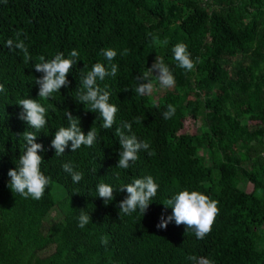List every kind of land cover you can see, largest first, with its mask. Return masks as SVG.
I'll use <instances>...</instances> for the list:
<instances>
[{
  "label": "trees",
  "instance_id": "16d2710c",
  "mask_svg": "<svg viewBox=\"0 0 264 264\" xmlns=\"http://www.w3.org/2000/svg\"><path fill=\"white\" fill-rule=\"evenodd\" d=\"M17 31L32 57L27 64L20 50L6 46ZM153 37L169 43L162 46ZM180 42L198 58L192 71L173 59ZM73 48L80 59L68 87L39 98L38 57L67 56ZM108 48L118 53L112 61L118 72L99 83L119 111L116 125L105 130L99 113L75 97L81 73L96 62L107 65L100 53ZM161 57L175 86L158 98L154 92L140 96L137 77ZM0 83L6 90L0 92V264H192L190 255L215 264H264V0H0ZM28 97L50 106L48 124L36 139L46 149L39 153L41 170L51 177L40 200L14 193L7 175L25 151L23 132L35 131L19 119L17 102ZM168 104L176 114L166 120ZM66 110L80 118L85 134L95 127L98 139L75 152L69 142L56 156L51 140L68 126ZM137 116L142 123H134ZM190 119H202L195 132L186 130ZM124 121L133 122V132L155 152L141 151L126 170L116 167L121 146L115 128ZM64 163L84 173L79 183ZM147 175L159 189L144 215L120 214L126 190L114 192L108 203L98 196L100 182L118 187ZM53 184L62 188L61 198ZM250 184L252 190L245 189ZM184 188L219 201L220 213L204 239L175 221L156 227L162 213L172 212L163 202ZM53 211L59 220H50ZM81 211L91 216L84 228L78 227Z\"/></svg>",
  "mask_w": 264,
  "mask_h": 264
},
{
  "label": "clouds",
  "instance_id": "9594fccd",
  "mask_svg": "<svg viewBox=\"0 0 264 264\" xmlns=\"http://www.w3.org/2000/svg\"><path fill=\"white\" fill-rule=\"evenodd\" d=\"M6 3V0H4ZM22 33H15V40L8 39L6 46L9 49H18L23 53L24 62L27 64L32 60L29 48L24 39H21ZM26 36V34H25ZM154 43L166 46L169 41L164 39L160 41L157 37H153ZM173 59L177 67L185 71H192L196 66L198 58L194 60L188 45L180 42L172 48ZM117 51L113 48L102 49V55L108 62L107 65L102 62H96L92 65L91 70L86 73H81V88L75 97L78 102H83L87 106V110L98 112L102 118L101 127L105 130L112 129L116 125V114L119 108L116 104L110 102V92L107 86L101 87L99 82H103L106 77H115L118 72V65L112 63L117 56ZM123 55L128 54V49L123 50ZM80 59V53L73 48L67 56L63 52H57L51 59H46L44 55L38 57V62L34 64L37 72L43 73L42 76L35 78V83L39 85L38 97L48 99L55 92H60L61 87H68L70 81L68 74L73 66ZM154 71L156 81L163 89H170L175 86L176 80L173 71L164 59L156 58L148 70L137 77L139 81L135 88V92L140 96L151 95L155 90V85L151 79ZM143 81V82H142ZM5 86L0 83V92H5ZM17 104L22 107L19 114V119L26 121L35 131H24L23 136L26 141V148L22 155L19 156V162L15 168L9 169L7 175L10 177L9 187L14 193H18L24 198L31 197L34 200H40L46 189L51 184V177L46 175L41 170V165L44 161L40 152L46 151L42 143H37V133L46 127L48 124V111L39 100L33 98L20 99ZM153 106L159 107V104L153 100ZM176 114V107L173 104H168L166 111L163 112L164 119H171ZM65 116L68 121V126H61L55 131L54 138L51 140V147L55 149V155L61 156L65 153V149L71 142V152L80 149L81 146L93 147L98 139V132L95 127H92L85 134L80 126V118L75 117L66 110ZM132 123L124 121L115 128V135L119 138L121 146L119 152L118 164L119 169H129L139 159L141 151L147 152L149 156L155 155L153 150H150L151 145L147 140H141L132 130ZM134 123H142V118L137 116L134 118ZM63 170L70 174L73 183H79L84 173L74 170L71 163H64ZM96 171V170H94ZM119 177V173L116 174ZM159 184L155 181L152 175H147L139 178H134L131 183L114 186L109 183L100 182L96 185L98 196L105 203L114 199V192H123L126 190L127 196L119 202V212L124 215H131L139 210L144 215L157 195ZM165 209L172 208L171 214L165 215L162 213L157 228L166 229L168 224L175 221L177 226L183 224L187 229H192L197 239H204L208 235L217 216L220 213L219 201L211 196L198 190H189L184 188L171 198L163 202ZM91 221L89 213L81 211L78 217V227L84 228ZM101 243L107 245L109 243L107 236L101 237ZM192 264H215V261L206 257H197L190 255L187 257Z\"/></svg>",
  "mask_w": 264,
  "mask_h": 264
},
{
  "label": "rangeland",
  "instance_id": "374dc122",
  "mask_svg": "<svg viewBox=\"0 0 264 264\" xmlns=\"http://www.w3.org/2000/svg\"><path fill=\"white\" fill-rule=\"evenodd\" d=\"M171 89H173V88L163 89L159 86L158 88H155L154 93H157L156 96L158 98V97H161L162 95H164L165 92H167L168 90H171ZM201 123H202V119H200V120H197V119L187 120L186 125H185L186 130H189L190 132H195V130L198 129V127L200 126ZM52 187H53L55 197L61 198L63 196L62 195V191H63L62 188L57 184H53ZM252 187L253 186H251V184L246 185L245 189L252 190ZM55 188H57L58 190H56ZM57 191H60V193L58 194ZM50 218H51L50 220H59L60 216H59L57 211H53L51 213Z\"/></svg>",
  "mask_w": 264,
  "mask_h": 264
}]
</instances>
